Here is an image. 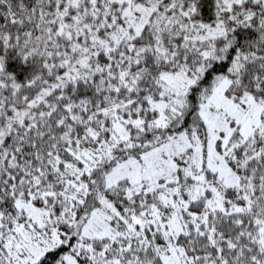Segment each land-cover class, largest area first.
I'll return each mask as SVG.
<instances>
[{
	"label": "snow or ice",
	"instance_id": "6c2138e0",
	"mask_svg": "<svg viewBox=\"0 0 264 264\" xmlns=\"http://www.w3.org/2000/svg\"><path fill=\"white\" fill-rule=\"evenodd\" d=\"M0 264H264V0H0Z\"/></svg>",
	"mask_w": 264,
	"mask_h": 264
}]
</instances>
